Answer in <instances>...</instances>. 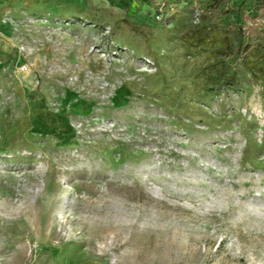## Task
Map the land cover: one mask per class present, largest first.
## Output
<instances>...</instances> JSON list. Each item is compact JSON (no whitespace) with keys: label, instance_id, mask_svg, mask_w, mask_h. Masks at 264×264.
I'll list each match as a JSON object with an SVG mask.
<instances>
[{"label":"rangeland","instance_id":"1","mask_svg":"<svg viewBox=\"0 0 264 264\" xmlns=\"http://www.w3.org/2000/svg\"><path fill=\"white\" fill-rule=\"evenodd\" d=\"M210 3L0 0V264H264V0Z\"/></svg>","mask_w":264,"mask_h":264},{"label":"trees","instance_id":"2","mask_svg":"<svg viewBox=\"0 0 264 264\" xmlns=\"http://www.w3.org/2000/svg\"><path fill=\"white\" fill-rule=\"evenodd\" d=\"M210 6L213 9H218L221 6V0H211ZM223 12H229L224 11ZM242 16V21L240 25V32H241V38L242 40L245 39L247 32H257L259 28L264 29V17H260L259 14L254 15L251 13H240Z\"/></svg>","mask_w":264,"mask_h":264},{"label":"built area","instance_id":"3","mask_svg":"<svg viewBox=\"0 0 264 264\" xmlns=\"http://www.w3.org/2000/svg\"><path fill=\"white\" fill-rule=\"evenodd\" d=\"M162 15H163V14L159 13V14H157L156 18H157L158 20H160V19L162 18Z\"/></svg>","mask_w":264,"mask_h":264}]
</instances>
